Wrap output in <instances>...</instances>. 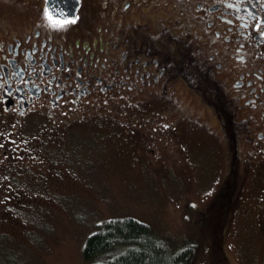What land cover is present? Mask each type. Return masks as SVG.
I'll use <instances>...</instances> for the list:
<instances>
[{
    "label": "rangeland",
    "instance_id": "1",
    "mask_svg": "<svg viewBox=\"0 0 264 264\" xmlns=\"http://www.w3.org/2000/svg\"><path fill=\"white\" fill-rule=\"evenodd\" d=\"M36 3L0 0V25L33 24ZM179 99L161 127L175 136L139 128L136 114L152 117L156 104L120 99L119 112L108 106L83 122L42 120L25 136H0V151L13 144V158L0 159V264H90L84 244L113 217L149 224L173 252L195 243L193 264H264V157L240 142V173L229 171L212 109L185 90ZM152 131L173 147L150 156Z\"/></svg>",
    "mask_w": 264,
    "mask_h": 264
},
{
    "label": "flooded vegetation",
    "instance_id": "2",
    "mask_svg": "<svg viewBox=\"0 0 264 264\" xmlns=\"http://www.w3.org/2000/svg\"><path fill=\"white\" fill-rule=\"evenodd\" d=\"M19 1L42 12L48 0ZM73 19L67 32L46 31L40 19L0 25V136H25L42 120L83 122L108 106L119 112V99L156 104L158 114H136L139 128L175 136L161 128L172 116L163 110L181 106L185 90L212 109L229 171L240 173V142L264 157V0H79ZM152 139L150 156L173 143ZM11 145L0 159L13 158Z\"/></svg>",
    "mask_w": 264,
    "mask_h": 264
},
{
    "label": "trees",
    "instance_id": "3",
    "mask_svg": "<svg viewBox=\"0 0 264 264\" xmlns=\"http://www.w3.org/2000/svg\"><path fill=\"white\" fill-rule=\"evenodd\" d=\"M189 243L173 252L149 224L132 217H113L98 224L82 255L90 264H193L197 245Z\"/></svg>",
    "mask_w": 264,
    "mask_h": 264
},
{
    "label": "clouds",
    "instance_id": "4",
    "mask_svg": "<svg viewBox=\"0 0 264 264\" xmlns=\"http://www.w3.org/2000/svg\"><path fill=\"white\" fill-rule=\"evenodd\" d=\"M61 12H63V15H61ZM72 20L73 18L69 16L67 10L53 9L49 3H46L40 14L38 26L49 32H67L70 26L76 23H72Z\"/></svg>",
    "mask_w": 264,
    "mask_h": 264
},
{
    "label": "water",
    "instance_id": "5",
    "mask_svg": "<svg viewBox=\"0 0 264 264\" xmlns=\"http://www.w3.org/2000/svg\"><path fill=\"white\" fill-rule=\"evenodd\" d=\"M47 3H49L50 6H55V8L67 10V13L71 18L76 17L79 7V0H48Z\"/></svg>",
    "mask_w": 264,
    "mask_h": 264
},
{
    "label": "snow or ice",
    "instance_id": "6",
    "mask_svg": "<svg viewBox=\"0 0 264 264\" xmlns=\"http://www.w3.org/2000/svg\"><path fill=\"white\" fill-rule=\"evenodd\" d=\"M53 9L55 8V6H51ZM61 15H63V12H61ZM72 23H75L76 21H75V19H73L72 21H71Z\"/></svg>",
    "mask_w": 264,
    "mask_h": 264
}]
</instances>
